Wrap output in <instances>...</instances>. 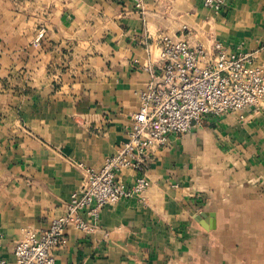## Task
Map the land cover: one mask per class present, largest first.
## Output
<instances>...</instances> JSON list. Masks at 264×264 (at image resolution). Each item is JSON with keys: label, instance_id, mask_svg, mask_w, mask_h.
Instances as JSON below:
<instances>
[{"label": "crops", "instance_id": "0c3cea01", "mask_svg": "<svg viewBox=\"0 0 264 264\" xmlns=\"http://www.w3.org/2000/svg\"><path fill=\"white\" fill-rule=\"evenodd\" d=\"M162 35L247 53L264 74V0H0V257L43 230L127 139ZM140 198L68 227L56 264H264V102L170 134ZM139 171L122 169L131 184ZM142 198V199H141Z\"/></svg>", "mask_w": 264, "mask_h": 264}, {"label": "built area", "instance_id": "2783aa9c", "mask_svg": "<svg viewBox=\"0 0 264 264\" xmlns=\"http://www.w3.org/2000/svg\"><path fill=\"white\" fill-rule=\"evenodd\" d=\"M204 7L221 9L224 0H201ZM142 0H136L141 7ZM155 69L138 92L139 108L133 114L127 139L95 169L75 162L82 171L80 187L70 193L64 212L43 230H26L13 247V264H56L53 249L65 241L68 227L92 232L103 206L121 199L140 198L149 186L144 173L150 152L167 143L170 134H184L206 115L243 111L264 102V74L250 54L228 51L214 42L213 61L200 62L201 46L187 39L162 35ZM136 175L131 184L118 178L122 169ZM142 199V198H141ZM0 230V238H1ZM0 264H10L0 257Z\"/></svg>", "mask_w": 264, "mask_h": 264}]
</instances>
